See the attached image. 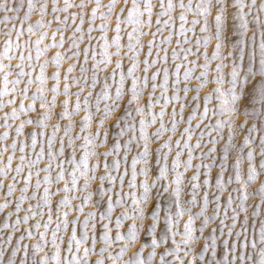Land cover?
I'll return each mask as SVG.
<instances>
[{
	"label": "snow or ice",
	"instance_id": "6c2138e0",
	"mask_svg": "<svg viewBox=\"0 0 264 264\" xmlns=\"http://www.w3.org/2000/svg\"><path fill=\"white\" fill-rule=\"evenodd\" d=\"M0 264H264V0H0Z\"/></svg>",
	"mask_w": 264,
	"mask_h": 264
}]
</instances>
